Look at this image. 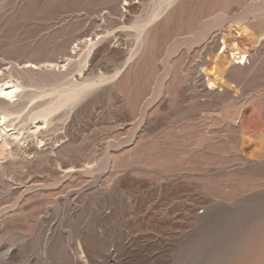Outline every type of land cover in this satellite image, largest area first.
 Returning <instances> with one entry per match:
<instances>
[{
	"label": "rangeland",
	"instance_id": "1",
	"mask_svg": "<svg viewBox=\"0 0 264 264\" xmlns=\"http://www.w3.org/2000/svg\"><path fill=\"white\" fill-rule=\"evenodd\" d=\"M9 82L0 264H264V0H0Z\"/></svg>",
	"mask_w": 264,
	"mask_h": 264
},
{
	"label": "bare ground",
	"instance_id": "2",
	"mask_svg": "<svg viewBox=\"0 0 264 264\" xmlns=\"http://www.w3.org/2000/svg\"><path fill=\"white\" fill-rule=\"evenodd\" d=\"M235 55L236 54H232V58L233 59H235L236 60V62H235V64H239V62H241L240 60L242 59V57H238V58H236L235 57ZM48 64V63H47ZM39 65V64H38ZM45 65V64H44ZM46 66H48V65H46ZM53 66V65H52ZM25 67H31L32 69H35L36 68V66L35 65H33V64H26V66ZM25 67H24V69H25ZM43 67V66H42ZM49 68H51V64L48 66ZM48 67H46V68H48ZM23 69V68H22ZM40 69V68H39ZM45 69V68H44ZM24 83V82H23ZM22 84V83H21ZM26 84V83H25ZM24 84V85H25ZM83 85V84H82ZM89 86V85H88ZM20 88H23L22 89V91H24V89H25V86L23 87V86H21L20 84H14V82L13 83H11V82H9V83H5V84H3V85H0V107L2 106V109H1V112H0V144L1 145H3V146H10L11 145V143H13V140L15 141V140H17V138H18V131L17 132H15V125L13 126V124H12V119L11 120H9V118H10V116H11V114L12 113H14L15 112V110H16V108L18 107H20L21 105L19 104V105H17L16 106V108L12 105V107H11V105L8 103V101H11L12 99H14V97H18L19 96V94L21 93L22 94V92H19V90H20ZM86 88V87H85ZM70 90V89H69ZM78 90V89H77ZM82 90V89H81ZM21 91V90H20ZM71 91V90H70ZM79 91V90H78ZM28 92H30V91H28ZM28 92H24L23 93V97H27V96H29L30 97V94L28 93ZM65 93V92H64ZM64 93H63V95H64ZM67 93H69V91H67ZM66 93V94H67ZM78 92L77 91H71L70 92V94H68V97L70 98V96L71 95H75V94H77ZM19 97H21V96H19ZM73 97V96H72ZM22 98V97H21ZM32 98V97H31ZM30 98V99H31ZM65 98H66V96H65ZM64 98V99H65ZM26 100V99H25ZM13 101V103H16V102H14L15 100H12ZM12 103V102H11ZM23 103V102H22ZM60 103H62V102H60ZM64 104V103H63ZM57 106H58V104H56ZM65 105V104H64ZM23 107H24V104L22 105ZM53 106V105H52ZM49 107V106H48ZM17 108V109H18ZM22 109V108H21ZM35 109H37V108H35ZM20 110V109H19ZM25 110V109H24ZM57 110H58V107H57ZM21 111V110H20ZM53 111V107H52V109H45V110H42V111H39V113H37L36 114V116L38 117V118H36V121L34 122V123H36V122H38L39 120L41 121V123L44 125V124H46L47 122H48V116L51 114V112ZM31 112V111H30ZM34 112V111H33ZM32 113V112H31ZM18 114V113H17ZM32 115V114H31ZM17 116H19V115H17ZM25 116V115H24ZM27 116V115H26ZM12 117H14V116H12ZM50 117V116H49ZM16 118V117H15ZM26 119H27V117H26ZM15 120V119H14ZM18 120H19V118H18ZM25 120V119H24ZM35 120V119H34ZM33 120V121H34ZM38 120V121H37ZM32 121V122H33ZM15 122V121H14ZM21 122H22V120H21ZM24 122V121H23ZM26 123V122H25ZM49 124H50V122H49ZM18 126V125H17ZM40 126H41V124H39V123H36L35 124V132L36 131H38V130H40L41 128H40ZM10 127H12V129L11 130H7V128H10ZM41 127H43V126H41ZM42 130V129H41ZM40 130V131H41ZM45 132H47L46 130H44ZM44 131L42 132V133H44ZM8 132H10V134L8 133ZM38 134L40 133V132H37ZM41 133V134H42ZM33 134H35V133H33ZM21 135V134H20ZM36 135V134H35ZM44 135H45V133H44ZM46 135H47V133H46ZM45 135V136H46ZM40 136V135H39ZM42 136V135H41ZM40 136V137H41ZM37 137V136H36ZM44 137V136H43ZM42 138V137H41ZM19 142V141H18ZM0 145V146H1ZM2 147V146H1ZM7 149V148H6ZM2 150H3V147H2ZM30 149H28V151H29ZM25 151H26V149H25Z\"/></svg>",
	"mask_w": 264,
	"mask_h": 264
}]
</instances>
